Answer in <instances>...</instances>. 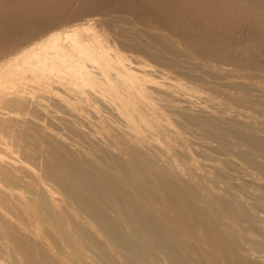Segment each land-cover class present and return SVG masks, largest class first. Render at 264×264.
I'll list each match as a JSON object with an SVG mask.
<instances>
[{
	"label": "bare ground",
	"instance_id": "6f19581e",
	"mask_svg": "<svg viewBox=\"0 0 264 264\" xmlns=\"http://www.w3.org/2000/svg\"><path fill=\"white\" fill-rule=\"evenodd\" d=\"M73 1L0 0V16L14 15L13 18H18L14 21H18L24 17L22 11L32 4L31 10H37L38 6L42 8L39 9L41 13L33 11V14L47 18L51 13L53 16L60 11L64 13ZM174 1L171 3L176 5L180 2ZM184 2L183 9L191 5ZM199 2L202 5V0ZM207 8L213 15L238 17L239 21L240 16H247L244 20L251 16L254 20L259 18L261 26L255 25L256 32L260 29L259 34H262L258 26L264 30V0H212ZM206 12L203 11L204 15H211ZM42 13L45 17H41ZM191 16L194 18L193 14ZM216 17L213 18L215 22ZM222 18L219 21L224 23ZM210 19L206 17L205 21ZM235 19L230 18L236 22L238 19ZM98 20L93 15L92 19L85 20V27H72L62 33L43 32L45 35L40 34L29 43L26 38L23 42L22 39L20 42L10 39V42L6 37L0 38V264H264V164L261 161L264 156L259 154L263 153L260 150L264 143L260 146L257 142H264V114L258 112L263 109L260 104H264V84L246 83L234 75L237 80L232 79L231 70L226 66L214 67L217 70L210 77L225 81L217 84L214 81L212 88L225 84L245 86L256 96L254 99L249 95L253 103L260 105L257 110L255 103V109H251V104L249 109L244 104L242 107L241 104L228 106V103L222 106L215 100L216 96L199 89L205 95L199 92L196 95L191 92L192 85L182 83L173 73L157 67L155 63L161 59H153L155 55L150 58L149 52L145 51L148 47L144 49V56L150 58L148 63L157 60L156 68L146 63L145 57L146 62L142 60L143 50L142 56L138 55L142 59L133 55L129 48L131 54L126 49L128 54L121 53L107 34L90 27ZM243 25L237 27L242 29ZM220 26L224 28L222 24ZM212 29L215 32L216 29ZM242 33L243 36L245 31ZM232 45L236 47V44ZM166 47L161 52H167ZM229 50L232 48L225 51ZM158 52L161 54L160 50ZM249 53L244 57L251 56ZM258 53L254 57L259 58ZM226 54L224 57L230 55ZM233 56L231 54L232 59ZM162 63L164 66L166 62ZM258 76L263 78L262 74ZM231 90L229 93L235 94ZM249 90L246 92L251 94ZM243 96L239 99L245 100ZM203 121H213L220 129L229 131L230 137L223 131L221 133L227 138H222L224 135L220 133L221 138H216L220 137L217 135L220 129L213 132L218 139L215 144L209 143V139L203 144L195 143L183 137L186 135L182 136L192 125L207 126ZM233 129L246 138L256 139L254 143L258 145L241 136L252 151H247V145V150L240 148L242 144L240 146L234 138L239 135L234 136ZM219 145L228 148L229 152L224 149L215 154L214 148L219 149ZM258 156L263 158L260 160Z\"/></svg>",
	"mask_w": 264,
	"mask_h": 264
},
{
	"label": "rangeland",
	"instance_id": "374dc122",
	"mask_svg": "<svg viewBox=\"0 0 264 264\" xmlns=\"http://www.w3.org/2000/svg\"><path fill=\"white\" fill-rule=\"evenodd\" d=\"M24 1H29V0H24ZM74 1H76V2H74ZM73 1V3H71L72 4V6L70 5L69 7H67L66 9H64L65 10V12H67L66 14H65V12L63 13L62 11H60V12H57L58 14L57 15H55L54 14V16L52 15V13L51 14H49V16L48 15H46V16H48L47 18H40V16H39V14L37 13V15L39 16L38 18H36L37 17V15H35L36 14V12H39V13H41L40 11H42V10H39V9H42V8H40L39 6H38V8H37V10H36V8H33L34 10H31L29 7L30 6H32V4L29 6V7H27V8H25V10H23L22 11V14H21V16L24 18H19V20L21 21H14V19H18L17 17H15V18H13L14 17V15H12V16H10V15H4V17L2 18L1 16V18L0 19H4V20H2V21H0L1 22V24H0V34H2L4 37H2L1 35V39L2 38H5L6 37V40H8V41H10L11 42V40L12 41H19L20 39H22L21 41L23 42V40L25 41V38H26V40L28 39V43H29V40L31 41V40H35V38L38 36V35H40V34H43V35H45L44 33H50V32H64L65 30H68V29H70V28H82V27H85V26H87V23H86V21H87V19H92V16L94 15V18H96L97 20H98V23H96V24H90V27H92V29L93 30H97V32L98 31H102L101 32V34L103 33V34H107V38L109 37V40H111V41H114V43H115V45L118 47V50H122L121 51V53H123V54H131L132 52V54L134 55H136V56H138L141 52H142V50H143V52L139 55V56H142L143 57V59L142 58H140L139 56V58L140 59H142V60H144V57H145V59H146V61H147V59H148V61H150V58H152L151 56H153V55H155V56H153L154 58L153 59H157V58H160L161 60H159V62L157 63L155 60H153V61H151L150 63L154 66V68H156L155 67V65H154V63L155 64H157L156 66L157 67H160L161 69H163L164 71L166 70H168L167 72L169 73V74H171V73H173V76H175L176 77V79L178 80L179 79V81H182V83H187V84H190V85H192L191 87H192V90H191V92L192 93H198L199 91H204L205 92V94L207 93L208 95H212V96H216L215 97V100H217L218 101V103L220 104V105H222V106H224V104H225V106H226V104L228 103L229 105L228 106H237V104H241L240 106L242 107V105L244 104V107L245 108H251V109H255V107H256V109L255 110H257V108L259 109V107L258 106H260V108L262 107V105H263V109L261 108V109H259L258 110V112H260L261 114H264V111H262V110H264V104H260V105H257L258 103H256V102H254L255 103V105H254V103H253V101H252V99L255 97L256 98V96H253V94H254V92H253V94H252V91L251 90H249V88H247V87H245V86H243L242 87V85L240 86V85H234V84H225L224 86H226V85H228L227 87H224L223 85H215V89L214 88H212L213 86H214V81H215V84H217V83H220V82H223V81H225L223 78L222 79H220V78H217L216 76H214V77H216V78H214V77H210V76H213V75H215L214 73H215V70H217V68H214V67H218L219 66V69H221L220 67H222V68H225V66H226V68H228V69H230L231 71H230V73L232 74L231 76H232V79H235V80H244V82H246V83H256V84H264V83H262V81L264 82V56H263V52H264V49L263 50H261L262 48H264V35H263V32H264V30H263V27H259V26H261L260 24H259V18L258 19H255L254 20V17L253 16H251V18L249 17L248 19L249 20H244L247 16H240L239 18H242L240 21H239V19H238V17H235L236 19H238L237 21L238 22H240L239 24H237V21H236V19L235 18H232V17H230L231 19H235V21L236 22H234V20H230V18H228L227 16H222V15H217V13L215 14V15H213L211 12H209V8H207V7H209V5H210V3H211V1L212 0H210V3H209V1H208V3H209V5H208V3H207V1L205 0H202V2L204 3L205 2V4H203L202 3V5H205L206 6V8L205 9H207V11L209 12V14H211V15H213L212 17H211V15H209V16H207L206 14V17H207V19L209 20L210 18H212V19H210V21H205V19H206V17H204L205 15H204V13H203V11H205L206 12V10L204 9V6H203V8H202V5H201V3L199 2L198 3V0H188L187 2H186V0H185V2L184 1H182V0H179L180 2L182 1V2H184L185 4L187 3V4H191V5H188V7H190L191 9H189V11L191 12V14H190V12L188 11L187 12V9H188V7H187V5H186V9L184 10L183 9V3L181 2H177V0H171L172 2L174 1L175 3H178L177 5L176 4H174L175 6H170L169 7V5H173L172 3H171V1L170 0H123V1H125V2H122V0H92V1H90V0H74ZM87 1H88V3H87ZM105 1H107V2H105ZM135 1V2H134ZM149 1V2H148ZM163 3H162V2ZM191 1V3H188V2H190ZM201 1V0H200ZM215 1V0H214ZM83 2V3H82ZM96 2H98V3H96ZM101 2H103V3H101ZM133 2V3H132ZM138 2H140V3H138ZM143 2V3H142ZM158 2V3H157ZM164 2H165V5H163L164 4ZM166 2H167V5L168 6H166ZM169 2V3H168ZM197 2V3H196ZM74 3H76L75 5H74ZM114 3V4H113ZM147 5H146V4ZM171 3V4H170ZM193 3V4H192ZM194 3H196V4H194ZM207 3V4H206ZM83 4V5H82ZM86 4V5H85ZM118 4V5H117ZM129 4V5H128ZM180 4H182V5H180ZM201 5V7H200V5ZM80 8H77V6ZM80 5V6H79ZM98 5V6H97ZM109 5V6H108ZM115 5V6H114ZM143 5V6H142ZM146 7H145V6ZM179 5V7H177ZM197 6V5H199V7L197 6V7H191V6ZM37 6V5H36ZM113 6V7H112ZM133 6V7H132ZM162 6V7H161ZM185 6V5H184ZM34 7V6H33ZM71 7V8H70ZM165 7V8H164ZM180 7H182V8H180ZM30 9V10H26V9ZM32 8V7H31ZM70 8V9H69ZM73 8V9H72ZM78 9V11L79 12H77V9ZM107 8V9H106ZM171 10H170V9ZM177 8H180L179 10H181L182 11V13L184 12V11H186V12H184L183 14L181 13V11L180 12H178L179 10H177ZM199 10H198V9ZM202 8V9H201ZM68 9V10H67ZM86 9V10H85ZM142 9V10H141ZM146 9V10H145ZM174 9V10H173ZM183 9V10H182ZM63 10V11H64ZM82 10V11H81ZM84 10V11H83ZM102 12H101V11ZM170 12H169V11ZM24 11H27V12H24ZM35 12V14H33L34 12ZM69 11V12H68ZM72 11V12H71ZM73 11H74V14H73ZM81 11V12H80ZM105 11V12H104ZM118 11V12H117ZM125 11V12H124ZM166 11V12H165ZM168 11V12H167ZM202 12V13H199V12ZM21 12V11H20ZM23 12H24V14H23ZM29 12V13H28ZM88 12V13H87ZM97 12V13H96ZM122 12V13H121ZM142 12V13H141ZM152 12L153 13H155V14H152ZM174 12H178L177 14L175 13L174 14ZM194 12V13H193ZM196 12H198V14H200V15H198ZM208 12H206V13H208ZM31 13V14H30ZM59 13H63V15L62 14H59ZM71 13H72V15H71ZM79 13H81V14H79ZM90 13H92V14H90ZM111 13V14H110ZM115 13V14H114ZM162 13H164V14H162ZM171 13H172V15H171ZM181 13V14H180ZM189 13V14H188ZM25 14L28 16L29 14V16L28 17H26L25 16ZM44 14H45V12H44ZM43 13L42 14H40V15H43V16H41V17H45V15H44ZM46 14H47V12H46ZM67 14H69V15H67ZM76 14V15H75ZM79 14V15H78ZM83 14V15H82ZM97 14H98V16H97ZM101 14V15H100ZM139 14V15H138ZM194 15V18H192L193 16H191V15ZM196 14L199 16V17H201V20H200V18L198 17V16H196ZM235 15H238L237 13H234ZM20 15V14H19ZM110 16V17H108V16ZM127 15V16H126ZM150 15V16H149ZM157 15V16H156ZM169 15V16H168ZM177 15H179L178 17H177ZM184 15V16H183ZM203 15V16H202ZM8 16H10V17H12V21H11V19L8 17ZM16 16H18V14H16ZM33 16V17H32ZM50 16H52L53 17V21H52V17H50ZM56 16V17H55ZM60 16V18H61V20H60V18H58ZM68 16V17H67ZM72 18H71V17ZM78 16V17H77ZM85 16H86V18L87 19H84L85 18ZM141 16V17H140ZM148 16V17H147ZM214 16L217 18L216 19V22L214 21ZM20 17V16H19ZM30 17V18H29ZM36 19H35V18ZM51 19H50V18ZM67 19V20H65V18ZM74 17V18H73ZM90 17V18H89ZM111 17H113V18H111ZM117 17V18H116ZM175 17H177V18H175ZM188 17V18H187ZM195 17H196V19H195ZM221 17H227L228 19H225L224 18V20H223V18H222V20L221 21H223L224 23H222V22H220L219 20H220V18ZM243 17H245L244 19H243ZM253 17V18H252ZM8 18H9V20H10V22L8 23ZM26 18V19H25ZM34 18V19H33ZM49 18V19H48ZM57 18V19H56ZM63 18V19H62ZM69 18V19H68ZM108 18V19H107ZM137 18V19H136ZM158 18V19H157ZM170 18V19H169ZM184 18V19H183ZM205 18V19H204ZM219 18V19H218ZM255 18H257V17H255ZM39 21H38V20ZM42 19V20H41ZM47 19V20H46ZM83 19V20H82ZM112 19V20H111ZM173 19L175 20V21H173ZM190 19V20H189ZM198 19V20H197ZM250 19L251 20H254L255 21V23L254 24H252V22H254V21H250ZM6 20V21H5ZM23 20H24V22H23ZM25 20H27V21H25ZM29 20H31L30 22H29ZM35 22H34V21ZM45 20V21H44ZM60 21V23H59V21ZM86 20V21H85ZM134 20V21H133ZM153 20V21H152ZM155 20V21H154ZM162 20V21H161ZM165 20V22H163ZM192 20V21H191ZM194 20V21H193ZM212 20V21H211ZM226 20L227 21H233L234 22V24H233V22H231L232 24L230 25V22H228V23H226ZM258 20V21H257ZM3 21H5V26H3L4 24V22ZM48 21H50V22H48ZM56 21H58V23L56 22ZM75 21V22H74ZM139 21H141V22H139ZM147 21V22H146ZM159 21H161L160 23H159ZM172 21V22H171ZM184 21V22H183ZM186 21V22H185ZM188 21H189V23H188ZM13 22H18L17 23V25H16V27H14L15 26V24L16 23H14L13 24ZM42 22V23H41ZM56 24H55V23ZM91 23H94V22H92V21H90ZM119 22V23H118ZM125 22V23H124ZM129 22V23H128ZM136 22V23H135ZM138 22V23H137ZM144 22V23H143ZM149 22V23H148ZM151 22H153V23H151ZM156 22V23H155ZM158 22V23H157ZM183 22V23H182ZM192 22V23H191ZM194 22V23H193ZM202 22V23H201ZM242 22H244L243 24L244 25H246V27L248 28V24H252L251 25V27H249L248 29L250 30H248L246 27H244V28H246L244 31H245V33H244V37L242 36V32H244L243 31V24H242ZM248 22V24H245V23H247ZM250 22V23H249ZM20 23V24H19ZM36 23H37V25H36ZM46 23V24H45ZM169 23V24H168ZM175 23H177V24H175ZM196 23V24H195ZM206 23H207V25H206ZM211 23V24H210ZM219 23H221L222 24V26L226 23V27H225V25L223 26L224 28L222 29V28H220L221 26V24L219 25ZM3 24V25H2ZM41 24V25H40ZM108 24V25H107ZM137 24H139V25H137ZM152 26H151V25ZM156 24L157 25H159V26H157L156 27ZM180 24V25H179ZM185 24V25H184ZM203 24V25H202ZM215 26H214V25ZM229 24V25H228ZM237 24V25H236ZM2 25V26H1ZM20 25V26H19ZM27 25V26H26ZM39 25V26H38ZM45 25V26H44ZM63 25V26H62ZM93 25V26H92ZM95 25H97V26H95ZM104 25V26H103ZM141 25V26H140ZM164 25V26H163ZM217 25H219L218 27L222 30V31H220L219 30V28L217 27ZM239 25V26H238ZM240 25H243L241 28L242 29H240V28H238V27H240ZM249 25V26H250ZM253 25L255 26H257V25H259L258 26V28H261V32L260 33H262V34H259V31H260V29H258V32H256L257 30H256V26L253 28ZM8 26V28H6ZM22 26V27H21ZM30 26V27H29ZM34 26H36V28L34 27ZM108 27V28H106V27ZM110 26V27H109ZM128 26V27H127ZM193 26H195L196 27V29H194L195 27H193ZM198 26V27H197ZM200 26V27H199ZM204 26V27H203ZM210 26H211V28H210ZM229 28H228V27ZM230 26H232V27H230ZM238 26V27H237ZM29 27V28H28ZM44 27V28H43ZM116 27V28H115ZM133 27V28H132ZM193 27V28H192ZM202 27H203V29H202ZM206 27H209V28H206ZM216 27H217V29H216ZM14 28H17V29H14ZM33 28H35V29H33ZM99 28V29H98ZM119 28V29H118ZM156 28V29H155ZM182 28V29H181ZM191 28V29H190ZM199 28V29H198ZM205 28V29H204ZM212 28H215L216 30H215V32H212V31H214ZM230 28H232L231 30H230ZM237 28V30H235ZM252 28V29H251ZM6 29V30H5ZM9 31H8V30ZM12 29V30H11ZM25 29V30H24ZM30 29V30H29ZM33 29V30H32ZM45 29V30H44ZM47 29V30H46ZM48 29H50V30H48ZM166 29V30H165ZM230 30V31H233L232 33L230 32V31H228V32H226V30ZM3 32H2V31ZM14 30H16V31H14ZM22 30V31H21ZM43 30V31H42ZM104 30V31H103ZM118 30H119V32H118ZM175 30V31H174ZM179 30V31H178ZM196 30H199L198 32L196 31ZM205 30H207V31H205ZM209 30V31H208ZM219 31V33H218V31ZM224 30V31H223ZM26 31V32H25ZM37 31V32H36ZM39 31V32H38ZM41 31V32H40ZM154 31V32H153ZM157 31V32H156ZM171 31V32H170ZM204 31V32H203ZM211 31V32H210ZM238 31V33H235V32H237ZM248 31V32H247ZM251 31H253V32H251ZM6 32V33H5ZM23 32V33H22ZM36 33V34H34V33ZM44 32V33H43ZM107 32V33H106ZM112 32V33H111ZM135 32V33H134ZM179 32V33H178ZM184 32V33H183ZM191 32V33H190ZM195 32V33H194ZM201 32V33H200ZM221 32V33H220ZM226 32V33H228V34H224V33ZM250 32V33H249ZM5 33V34H4ZM15 33V34H14ZM22 33V34H21ZM99 33V32H98ZM134 33V34H133ZM148 33V34H147ZM161 33V34H160ZM163 33V34H162ZM169 33V34H168ZM183 33V34H182ZM210 33V34H209ZM214 33H216V34H214ZM252 33H255V34H252ZM256 33H258L259 35H257ZM18 34V35H17ZM20 34V35H19ZM32 34V35H31ZM34 34V35H33ZM111 34V35H110ZM118 34H120V35H118ZM159 34V35H158ZM180 34H181V36H180ZM188 34V35H187ZM204 34V35H203ZM212 34V35H211ZM218 34V35H217ZM223 34V35H222ZM236 34V35H235ZM237 34H240V36L241 37H239V35L237 36ZM12 35V36H11ZM34 36V37H31V36ZM36 35V36H35ZM104 35V36H105ZM110 35V36H109ZM155 35H157V36H155ZM170 35V36H169ZM178 35V36H177ZM206 38V40H204L205 38L203 37V36ZM210 35V38L209 37H207V36H209ZM232 35V36H231ZM249 35V36H248ZM255 35V36H254ZM26 36H28V37H26ZM112 36V37H111ZM137 36V37H136ZM175 36H176V38H175ZM192 36V37H191ZM230 36H231V38H230ZM260 36L262 37V38H260ZM16 37H18V38H16ZM19 37H21V38H19ZM106 37V36H105ZM135 37V38H134ZM153 37V38H152ZM203 39H202V38ZM233 37V38H232ZM8 38V39H7ZM32 38V39H31ZM178 38H180V39H178ZM186 38V39H185ZM190 38V39H189ZM216 38V39H215ZM219 38V39H218ZM11 39V40H10ZM37 39V38H36ZM153 41H152V40ZM154 39H156V40H154ZM178 39V40H177ZM202 39V40H201ZM215 39V40H214ZM244 39V40H243ZM254 39L256 40V41H254ZM263 39V40H262ZM150 40V41H149ZM177 40V41H176ZM181 40V41H180ZM204 40V41H203ZM209 40V42H207ZM218 40V41H217ZM120 41V42H119ZM149 41V42H148ZM168 41V42H167ZM188 41V42H187ZM213 42V43H211V42ZM223 41V42H222ZM224 41H226V42H228L227 44L224 42ZM244 41H245V43H244ZM20 42V41H19ZM123 43V45H122V43ZM138 42H139V44H138ZM159 42H162V43H159ZM177 42V43H176ZM186 42V43H185ZM193 42V43H192ZM246 42H248L247 44L249 45V46H251V52H250V47L246 44ZM9 43V42H8ZM197 43V44H196ZM222 43V44H221ZM226 44V45H224V44ZM229 43H232V44H234V46H235V44H236V47H234L233 48V45L232 44H230L229 45ZM239 43H240V45H239ZM262 44V45H257V44ZM27 44V43H26ZM25 44V45H26ZM137 44V45H136ZM142 44V45H141ZM151 44V45H150ZM153 44V45H152ZM157 44H160V45H157ZM174 44V45H173ZM218 44V45H217ZM252 44H254V48L255 49H257V50H255V49H253V45ZM119 45V46H118ZM122 45V47H123V49H124V51H123V49H122V47H120ZM145 45V46H144ZM156 47H155V46ZM161 45H162V47H161ZM213 45V46H212ZM218 47H217V46ZM228 45H229V47L230 48H232V52H234V53H231V51L229 50L228 52L227 51H225V50H228V49H230V48H228ZM239 45V46H238ZM243 45V46H242ZM245 45H247L246 47H245ZM140 46H144L142 49H141V47ZM150 46V47H149ZM167 46V47H166ZM171 46V47H170ZM209 46V47H208ZM212 46V47H211ZM226 48H228V49H225V47ZM141 49V50H139V48ZM148 47V50H145L146 52H149V53H147L148 54V56L150 57H147V56H144L145 55V51H144V49H146ZM162 49H161V48ZM164 47H166L168 50H165V51H167V52H169L170 50H172L173 51V53H171V51L169 52V54L167 53V52H165V53H163V52H161V50H163L164 51ZM168 47H170V48H168ZM127 48H129L130 49V51H131V53H130V51H128L129 49H127ZM152 48V49H151ZM157 49V50H154V49ZM159 48V49H158ZM165 48V49H166ZM171 48H173L174 50H175V56H174V50L173 49H171ZM186 48V49H185ZM236 48V49H235ZM243 48L244 49H246V51L248 50L250 53H251V56L249 55V57L247 58H245L244 56H246V54L248 55V53L247 52H244V50H243ZM125 49H126V51L128 52V53H126V51H125ZM133 49V50H132ZM136 49V50H135ZM170 49V50H169ZM179 49V50H178ZM222 49L224 50L223 52H224V54L225 53H227V54H229L230 53V55H228V56H226V57H224L225 55L222 53ZM235 51H234V50ZM238 49V50H237ZM262 51L261 53H260V50ZM158 50H160V52H161V54L158 52ZM252 50H254L253 52H252ZM138 53H137V52ZM154 51H155V54H154ZM156 51H157V53H156ZM179 51V52H178ZM191 51V52H190ZM125 52V53H124ZM134 52H136V53H134ZM145 52V53H144ZM150 52H152V53H150ZM194 52V53H193ZM207 52V53H206ZM236 52H240L239 54L238 53H236ZM255 52V53H254ZM257 52H259L258 54H259V58L261 59H259V58H256V57H254L255 56V54L257 55ZM213 53V54H212ZM242 53V54H241ZM249 53V54H250ZM146 54V55H147ZM149 54H152V55H149ZM159 54V57L157 56ZM191 54V55H190ZM204 54V55H203ZM226 54V55H227ZM231 54L233 55H235V56H233V59H232V57H231ZM243 56H241V55ZM253 54V55H252ZM167 55V56H166ZM170 55H172V56H170ZM196 55V56H195ZM162 56V57H161ZM169 56V57H168ZM202 56V57H201ZM263 56V57H262ZM180 57V58H179ZM183 57V58H182ZM211 57L213 58V59H211ZM222 57V58H221ZM230 57V58H229ZM251 57V58H250ZM252 57H254V58H256L257 60H255L254 58H252ZM188 60H187V59ZM205 60H203V59ZM227 58H229V59H227ZM246 60H245V59ZM250 58V60H248ZM263 58V59H262ZM170 59V60H169ZM182 59V60H181ZM191 59H193V60H191ZM195 59H197V60H195ZM210 59V60H209ZM222 59V60H221ZM223 59H227V60H223ZM252 59V60H251ZM152 60V59H151ZM177 60V61H176ZM209 60V61H208ZM243 60V61H242ZM250 61L249 63H248V61ZM145 61V60H144ZM145 61V62H146ZM148 61L146 62V63H148ZM179 61V62H178ZM183 61V62H182ZM195 61V62H194ZM203 61V62H202ZM229 61V62H228ZM231 61V62H230ZM236 61V62H235ZM247 63H246V62ZM160 62H161V65H160ZM162 62H166L165 63V65L163 66V64L164 63H162ZM187 62V63H186ZM190 62L191 63H193V64H191V65H189L190 64ZM218 62H219V64H218ZM225 63V64H223V63ZM237 62H238V64H237ZM150 63H148V64H150ZM170 63V64H169ZM179 63V64H178ZM199 63V64H198ZM205 63H207V64H205ZM214 63V64H213ZM236 63V64H235ZM150 64V65H151ZM167 64V65H166ZM169 64V65H168ZM174 64V65H173ZM177 64V65H176ZM180 64H181V67H180ZM186 65V67H185V65ZM240 64H242V65H240ZM248 64H250L249 65V67L248 68H244L245 67V65H248ZM171 65V66H170ZM179 65V66H178ZM198 67H197V66ZM205 65V66H204ZM216 65V66H215ZM222 65V66H221ZM238 67H237V66ZM252 65V66H251ZM152 66V67H153ZM163 66V67H162ZM167 67V69H165L166 67ZM199 66H201V67H199ZM165 67V68H164ZM192 67V68H191ZM230 67V68H229ZM241 67V68H240ZM256 67V68H255ZM179 68H184V70H181L180 69V71H179ZM189 68V69H188ZM198 68V69H197ZM208 68H210V69H208ZM212 68V69H211ZM244 68V69H243ZM178 69V70H177ZM188 69V70H187ZM191 69V70H190ZM206 69H207V71H206ZM256 69V70H255ZM260 69V70H259ZM172 70V71H171ZM193 70V71H192ZM197 70V71H196ZM204 70V71H203ZM213 70V71H212ZM173 71H175V72H173ZM184 71V72H183ZM195 71V72H194ZM206 72V73H205ZM250 72V73H249ZM184 73V74H183ZM186 73H189V74H186ZM197 73V74H196ZM209 75H208V74ZM211 73H213V74H211ZM251 74V75H248V74ZM258 73V74H257ZM194 74V75H193ZM211 74V75H210ZM245 74V75H244ZM247 74V75H246ZM263 75V78H261V76H258V75ZM172 75V74H171ZM180 75V76H179ZM186 75H187V77H186ZM192 75V76H191ZM195 75H196V77H195ZM233 75H234V77H236V78H233ZM257 75V76H256ZM178 76V77H177ZM186 78H185V77ZM191 76V77H190ZM194 76V77H193ZM204 77V78H200V77ZM207 76V77H206ZM240 76V77H239ZM247 76H248V78H247ZM193 77V78H192ZM211 79V81H209L210 79ZM243 77H246V78H244V79H241V78H243ZM182 79V80H181ZM194 79V80H193ZM209 79V80H208ZM261 79H262V81H261ZM205 80V81H204ZM199 82H200V84H199ZM205 82V83H204ZM212 82H213V84H212ZM181 83V82H180ZM190 85H188V86H190ZM196 85H198V87L196 86ZM208 85H211V86H209L210 88H212V89H210L209 87H207ZM207 88H206V87ZM231 86H234V87H231ZM238 86H240V87H238ZM205 87V88H204ZM217 87V88H216ZM219 87V88H218ZM220 87H222V88H220ZM197 89V90H195V89ZM235 88V89H234ZM237 88H238V90H237ZM245 88H247V89H245ZM194 89V90H193ZM198 89H199V91H198ZM210 89V90H209ZM231 89H233V90H231ZM244 89V90H243ZM207 90V91H206ZM215 90V91H214ZM223 90V91H222ZM230 90L232 91V92H235V94L237 95H235L234 93H232V94H230L229 92H230ZM237 90V91H236ZM247 90H249V92L251 93V94H249V93H247L248 91ZM195 91V92H194ZM197 91V92H196ZM218 91V92H217ZM226 91V92H225ZM245 91V92H244ZM247 91V92H246ZM204 92H202L203 94H204ZM202 93H200L199 92V94H202ZM218 93V94H217ZM227 93H229L228 95L229 96H227ZM241 94V96H240V94ZM243 93H244V96H245V98H244V96H243ZM202 94V95H203ZM204 94V95H205ZM224 94V95H223ZM234 94V95H233ZM245 94H247L248 95V97L250 98H247L246 99V96L247 95H245ZM196 95H198V94H196ZM232 95V97H231V99H230V96ZM249 95H251V97H253L252 99H251V97L249 96ZM219 96V97H218ZM234 96V97H233ZM238 96H240L239 98L241 99L242 98V96H243V98L246 100H240L239 98H237ZM226 97H228V98H226ZM217 98V99H216ZM218 98H220L219 100H218ZM234 98V99H233ZM235 98H236V100H235ZM254 98V99H255ZM224 99V100H223ZM240 100V103H238L239 102V100ZM248 99L250 100V101H248ZM235 100V101H234ZM228 101V102H227ZM252 101V102H251ZM231 102V103H230ZM242 102V103H241ZM243 102H246V103H243ZM252 103H253V105H252ZM247 104V106H245ZM249 104H251V107H249L250 105ZM238 105V106H239ZM254 107V108H253ZM222 115H224L225 114V112L224 113H221ZM207 121H203V123H206ZM213 121H208L207 122V126L208 127H210V129L206 126V124H204L205 125V127L203 126V124H201V127L203 126L204 128V130L203 129H201V127H200V124L199 125H192L191 127H190V125H189V127H190V131H188V133H182V136H183V134L184 135H186V136H183V137H185L186 139H188V140H192L193 142H195V143H201L202 142V144L203 143H206L207 141H208V139H209V143H213L214 142V144H215V139L216 138H221V135L223 134V133H221V132H223L224 131V134L226 135V134H228L227 136H229L230 137V132L229 131H226L225 129H220L221 127L218 125V124H215V123H212ZM202 123V122H201ZM208 123H209V125H208ZM214 126H213V125ZM212 125V126H211ZM218 125V126H217ZM217 126V127H216ZM198 127H200L199 129L200 130H198L197 128ZM208 129H207V128ZM220 127V128H219ZM206 128V129H205ZM218 128V129H217ZM191 129H194V130H192L191 131ZM214 129H216V131H212V130ZM222 130V131H220V130ZM199 131V132H197V131ZM208 131L207 133L205 132V131ZM212 132H211V131ZM219 130V131H218ZM235 132H237V133H233L234 134V136H235V134H237V135H239V137H240V140H239V137L238 136H236V137H234V138H236L237 140H235L236 142L238 141L239 142V144H240V146H241V144H242V146L243 147H240V146H238L237 145V148L238 147H240V148H243V149H245V150H247V148L249 149V150H247V151H250V147L251 146H248V143H244V139L246 140H248V138H246L245 136H243V135H240L239 133H238V131L237 130H235V129H233ZM193 131H196V132H193ZM201 131H203V132H201ZM218 131V136H220V137H216L215 138V134L213 135V132L215 133V132H217ZM192 132V133H191ZM225 132H227V133H225ZM189 133H191V134H189ZM194 133V134H193ZM204 135H203V134ZM209 133H211V134H209ZM221 135H220V134ZM232 133V132H231ZM196 134H199V135H196ZM223 134V135H224ZM261 134V133H260ZM191 135V136H190ZM193 135V136H192ZM204 137H203V136ZM205 135H206V137H205ZM210 135H211V137H210ZM213 135V136H212ZM223 136L222 138H224V137H226L227 138V136ZM198 138H197V137ZM201 136V137H200ZM241 136H242V139L243 140H241ZM203 137V138H202ZM238 137V138H237ZM190 138V139H189ZM211 138H212V140H211ZM205 139H207V140H205ZM218 139H216L217 141H218ZM249 139H252L251 140V144H253V145H262L264 142H262L261 140H257V142H259L258 144H255L254 142H256V139H254V138H249ZM188 140H186V141H188ZM214 140V141H213ZM240 141H241V143H240ZM250 141V140H249ZM261 141V142H260ZM191 142V141H190ZM192 142V143H193ZM243 142V143H242ZM188 144H189V141L187 142ZM191 143V144H192ZM211 143V144H212ZM262 143V144H261ZM244 144V145H243ZM218 145V144H217ZM246 145L248 146L247 148H246ZM215 146V145H214ZM221 146V147H220ZM263 146H264V144H263ZM219 147V149L221 148V150L219 151V149L216 147V148H214L215 150H217V152L215 153V154H217L218 155V153H222L223 151H225L224 149H226V147L225 146H222V145H219L218 146ZM225 147V148H224ZM237 148H236V150H237ZM261 148L264 150V147H262L261 146ZM239 149V148H238ZM215 150H213V152H215ZM263 150H260V151H262L263 153H264V151ZM251 151H252V149H251ZM225 152H229L228 151V148L226 149V151ZM263 153H259L260 154V156L262 155V156H264L263 155ZM258 154V155H259ZM236 155V154H235ZM237 156V155H236ZM260 156H258V158L260 157ZM263 157H260L259 159L261 160ZM264 159V158H263ZM261 160L262 162H263V164H264V160ZM264 166V165H263ZM257 169H259V168H257ZM261 169V168H260ZM263 170H264V168H262ZM254 170V169H253ZM255 171V170H254ZM256 172H258V170H256Z\"/></svg>",
	"mask_w": 264,
	"mask_h": 264
}]
</instances>
